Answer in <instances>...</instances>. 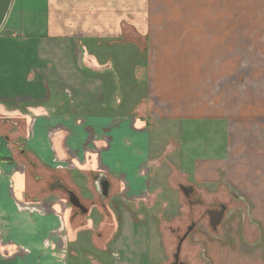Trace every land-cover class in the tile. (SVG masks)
<instances>
[{
	"label": "crops",
	"instance_id": "0c3cea01",
	"mask_svg": "<svg viewBox=\"0 0 264 264\" xmlns=\"http://www.w3.org/2000/svg\"><path fill=\"white\" fill-rule=\"evenodd\" d=\"M219 3L227 6L226 13L213 8ZM238 3L11 1L0 27V240L11 244H0V264H153L158 259L151 257V228L159 243L157 219L165 196L151 200L147 111L152 118L167 111L173 118L225 125L222 151L193 158L191 184L184 185L192 187L189 197L197 188L206 203L219 200L223 218L216 230L209 224L205 232L197 224L189 238L207 264H264V64H250L252 49H239ZM259 4L264 7V1ZM129 30L151 37L149 49L165 56L156 67L162 76L149 73L152 63L146 68L153 106L143 99L133 115L123 113L118 96L105 91L110 56H102L122 47L116 42ZM106 62L107 71H99ZM90 133L108 138L101 158L110 169L104 173L109 195L102 199L95 189L99 204L93 213L84 205L85 213L77 208L79 215L65 220V207H56L42 189L28 191L26 166L44 170L48 181H61L75 194L89 186V175L94 186L100 172L92 157L63 170L51 160L53 153L84 159ZM17 164L25 170L15 171ZM121 177L127 181L126 196L120 193ZM83 214H91L92 223L104 216L96 219V240L91 225L77 222Z\"/></svg>",
	"mask_w": 264,
	"mask_h": 264
},
{
	"label": "rangeland",
	"instance_id": "374dc122",
	"mask_svg": "<svg viewBox=\"0 0 264 264\" xmlns=\"http://www.w3.org/2000/svg\"><path fill=\"white\" fill-rule=\"evenodd\" d=\"M264 1V0H262ZM216 11L222 9L226 13L227 6L221 3L215 7ZM235 10L241 17L239 49H252L249 52V62L256 63L258 66L264 64V7L259 4V0H239ZM243 20V22H242ZM117 46L122 47L109 49L102 54L103 58L110 56V75L106 82V92L112 93L113 97L118 96V105L123 113L133 115L137 104L146 99L148 107L153 106L152 101L148 100L151 93L148 85V64L152 63L149 73L157 74L156 77L162 76L163 71L157 70L159 62L163 61L165 56L158 55L159 49H149L151 37L148 39L144 36L135 34L134 31H128V35L117 40ZM82 45V44H81ZM82 45V49H86ZM253 59V60H252ZM247 61V60H245ZM140 69V70H139ZM142 69V70H141ZM99 71H107L106 67ZM107 77V76H106ZM108 78V77H107ZM152 98V97H151ZM156 102V100H154ZM157 104V103H156ZM117 108V107H116ZM162 108H168V105H162ZM147 111L144 116L150 120L149 127L151 133V156H150V175L152 178V195L151 200L156 194L165 196V205L158 214L157 224L159 232V243L156 230L151 228V257L158 255V259L153 264H171L173 262V253L176 251L177 243L192 222L195 226H202L205 230L209 228L207 208L219 209V200L213 204L206 203L198 197L197 188H194L192 199H198V202H189L188 198L182 193L179 185H190L192 172L191 163L197 156H216L222 151L221 146L226 141L225 125L215 122V120H183L185 118H173L169 112H165L158 118H152ZM223 130V131H222ZM222 132L224 138H222ZM72 172L74 176H80ZM26 177L31 181L28 186L29 192L43 194L55 203V206L61 209L66 208L65 220L70 218L71 214L79 215V210L72 206L67 198V194L61 189H50L49 184L53 179L47 180L44 170H34L30 165L26 166ZM31 177H30V176ZM44 178V181H41ZM82 176L77 180H82ZM166 179V180H165ZM47 180V181H46ZM79 181V182H80ZM89 186H83L78 190V197L83 205L92 209L94 205L99 204V195L96 192L91 175L88 176ZM89 188L88 192H85ZM200 199V200H199ZM155 202L150 203V208L156 206ZM152 210V209H151ZM91 213V214H92ZM90 214V215H91ZM87 214L80 215L78 223L85 221L86 225H91V237L97 239L98 229L96 219L104 218L99 215L92 223L93 216ZM94 215V214H93ZM156 216V215H155ZM89 218V219H88ZM92 220V221H90ZM91 223V224H90ZM98 225V224H97ZM193 230V229H192ZM192 237L190 232L183 240L179 261L185 264H207L200 247L196 246L189 238Z\"/></svg>",
	"mask_w": 264,
	"mask_h": 264
},
{
	"label": "water",
	"instance_id": "95a60500",
	"mask_svg": "<svg viewBox=\"0 0 264 264\" xmlns=\"http://www.w3.org/2000/svg\"><path fill=\"white\" fill-rule=\"evenodd\" d=\"M12 0H0V27L3 24V21L6 17V14L9 10V7L11 5ZM94 186L95 189L99 192L101 198H105L109 195L111 184L107 178V176L103 173H100L99 175L94 176ZM50 188H62L65 193L67 194V198L69 203L78 208L81 213H85L87 211V208L81 203L78 196L75 194V192L71 189H68L63 182L56 181L55 183H52L50 185ZM181 190L183 193L188 196L189 193L192 191V187L190 186H184L180 185ZM197 202V201H196ZM225 206L223 204L220 205V209H211L207 211L208 217H209V224L213 230H216L217 225L221 222L224 214ZM195 223L192 222L190 225L187 226L186 231L182 235V237L179 239L176 247V251L173 253V264H185L183 261H179V252L182 241L185 239V237L192 231L194 228ZM172 264V263H171Z\"/></svg>",
	"mask_w": 264,
	"mask_h": 264
},
{
	"label": "built area",
	"instance_id": "2783aa9c",
	"mask_svg": "<svg viewBox=\"0 0 264 264\" xmlns=\"http://www.w3.org/2000/svg\"><path fill=\"white\" fill-rule=\"evenodd\" d=\"M32 124H33V121L31 122V124L28 127V132L30 134L33 131ZM97 140H99V142H100V144H98V145L95 143ZM106 148H108V138H107L105 133L102 134L100 136V138H98L96 135L90 133L88 136V141L84 145V153L86 155V157L84 159L80 158L76 153H71L66 158H60L56 153H53L52 158H51L52 164H53V167L57 170L72 169V168H76V167H80V166L85 165L88 162V158L90 159L92 157L98 172L103 173V174L109 173L110 172L109 167L106 166L102 162V158H101V152L103 150H105ZM14 169L17 172H23L25 170V167H24V165L17 164ZM120 181L123 184V188H121L120 193L122 196H126L127 187H128L127 181L124 177H121ZM42 205H43V202H41L39 204V206H42ZM59 218L62 219L61 216H59ZM201 229L203 231H205V229L202 226H201ZM0 244L2 246H5L8 244L10 245L11 243L0 240ZM18 249L22 252L26 251V248H23L22 246H19Z\"/></svg>",
	"mask_w": 264,
	"mask_h": 264
},
{
	"label": "flooded vegetation",
	"instance_id": "af4514ba",
	"mask_svg": "<svg viewBox=\"0 0 264 264\" xmlns=\"http://www.w3.org/2000/svg\"><path fill=\"white\" fill-rule=\"evenodd\" d=\"M62 189V188H61ZM63 190V189H62ZM65 192V191H64ZM191 193H189V195H190ZM189 195H188V197H189ZM189 201H197L196 199H192V197L190 196L189 197ZM211 209H217V208H208L207 210H206V213H207V211L208 210H211ZM173 262H174V260H173ZM173 262H172V264H173Z\"/></svg>",
	"mask_w": 264,
	"mask_h": 264
}]
</instances>
